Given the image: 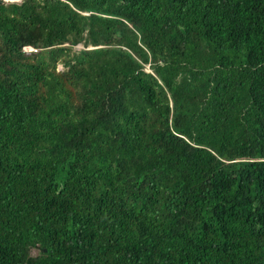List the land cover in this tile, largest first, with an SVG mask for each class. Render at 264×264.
I'll return each instance as SVG.
<instances>
[{
	"label": "trees",
	"instance_id": "obj_1",
	"mask_svg": "<svg viewBox=\"0 0 264 264\" xmlns=\"http://www.w3.org/2000/svg\"><path fill=\"white\" fill-rule=\"evenodd\" d=\"M0 264H264V0H0Z\"/></svg>",
	"mask_w": 264,
	"mask_h": 264
},
{
	"label": "rangeland",
	"instance_id": "obj_2",
	"mask_svg": "<svg viewBox=\"0 0 264 264\" xmlns=\"http://www.w3.org/2000/svg\"><path fill=\"white\" fill-rule=\"evenodd\" d=\"M6 1L12 2V1H20V0H6ZM80 48H82V46H76L75 47V49H80ZM26 51H32V50L26 49ZM59 69H62V66H59ZM37 253H38L37 250H31V255H36Z\"/></svg>",
	"mask_w": 264,
	"mask_h": 264
},
{
	"label": "built area",
	"instance_id": "obj_3",
	"mask_svg": "<svg viewBox=\"0 0 264 264\" xmlns=\"http://www.w3.org/2000/svg\"><path fill=\"white\" fill-rule=\"evenodd\" d=\"M26 49H28V50H32L30 47L25 48V50H26Z\"/></svg>",
	"mask_w": 264,
	"mask_h": 264
}]
</instances>
